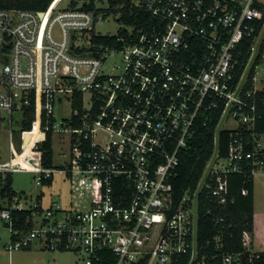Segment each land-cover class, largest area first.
I'll return each mask as SVG.
<instances>
[{"label":"built area","instance_id":"obj_1","mask_svg":"<svg viewBox=\"0 0 264 264\" xmlns=\"http://www.w3.org/2000/svg\"><path fill=\"white\" fill-rule=\"evenodd\" d=\"M55 1L46 12L0 9V110L11 123L16 113L35 110L17 153L30 146L23 160L30 167L17 164L15 153L0 174L32 173L37 186L59 174L78 203L65 209L56 200L44 209L36 201L27 209L23 196L0 208L11 234L7 252L39 244L71 252L74 264H264L248 236L242 253L222 252L221 235L198 239L201 212L220 224L235 203L231 177L264 173V134L257 129L264 0H146L155 24L104 47L93 44L104 13L61 9ZM117 56L120 64L111 67ZM57 105L70 106L59 123ZM229 121L235 128H224ZM212 126L214 150L195 186L178 194L180 169L197 151L201 129ZM49 133L70 136L66 166H43L39 147ZM15 211H32L33 227L16 229Z\"/></svg>","mask_w":264,"mask_h":264},{"label":"trees","instance_id":"obj_2","mask_svg":"<svg viewBox=\"0 0 264 264\" xmlns=\"http://www.w3.org/2000/svg\"><path fill=\"white\" fill-rule=\"evenodd\" d=\"M55 0H0V9H16L28 10L33 12H46ZM97 0H84L81 9L96 10L97 14L104 13L106 19L111 16H117V21L122 26L115 36H93V44L97 47H104L108 44H115L118 38H125L127 41L137 38V34L142 29L151 28L156 19L150 14L144 5L146 0H108V6L105 9L97 8L95 2ZM102 1V0H99ZM139 1L141 6L136 3ZM78 0H71L70 7L76 8ZM143 4V5H142ZM56 5V1H55ZM124 27L133 28V35L129 36ZM260 110L263 115L262 120L257 127L260 134H264V95L260 98ZM35 120V110L29 108L26 110L23 121L22 131H30L33 121ZM38 131L36 130L35 134ZM214 134L215 126L202 128L197 139V151L188 159L187 165L180 169V175L175 181V188L178 194L189 186H195L199 172L203 169L206 160L214 150ZM53 134L49 133L45 142L41 144L39 149L42 152L41 161L45 168L53 167ZM229 132L220 133V142L222 147V155H227V146L229 143ZM34 139V138H33ZM20 141V139H19ZM205 146L206 150L202 154L199 171L193 174L196 166L197 157L201 155V148ZM30 154V146L26 148L22 156L16 159V163L23 167H30L23 160ZM53 180L44 182L43 185H52ZM231 195L235 198V203L228 205L226 211L223 212L224 222L217 224L215 220L205 212L200 213L198 226V239L201 244L213 241L215 237L221 235L224 244L225 253H242L245 252L244 240L247 236L252 240L254 232V178H248L242 175H234L230 180ZM0 195L7 200V205L18 197L22 199L23 193H17L13 189L12 175L3 176L0 174ZM32 211H22L13 213L15 220V228L28 231L33 227L31 220ZM7 226V224H5ZM8 227V226H7ZM261 254L260 263H264V254ZM245 258V257H244ZM244 264H248L244 260Z\"/></svg>","mask_w":264,"mask_h":264},{"label":"rangeland","instance_id":"obj_3","mask_svg":"<svg viewBox=\"0 0 264 264\" xmlns=\"http://www.w3.org/2000/svg\"><path fill=\"white\" fill-rule=\"evenodd\" d=\"M60 4L61 9L70 7L71 0H56V5ZM84 0H78L77 8H81ZM97 8L105 9L108 6V0H97L95 2ZM117 16H111L102 24L95 27L96 34L102 36H115L118 34L122 26L117 21ZM52 34L54 38H59L61 29L58 24L53 27ZM111 67L120 64V57L117 56L108 63ZM55 116L59 123L62 118L70 117V106L66 108L57 105ZM23 115L16 113L14 120L11 123L7 118L6 113L0 110V162H8L11 158L10 145L14 143L16 146H21L19 141L20 132L22 131ZM224 128H235L236 124L229 121L224 123ZM223 128V127H221ZM104 137V136H103ZM104 140V139H103ZM70 136L64 133H54L52 137L53 142V167L66 166L70 160ZM21 151V150H20ZM262 176V175H261ZM261 176H257L259 180ZM13 189L17 193H23L22 204L25 208L34 207L36 199L42 196V207L44 209L52 206L53 202L57 200L58 204L65 209L72 208L77 205L78 201L71 198L70 184L68 181H63V178L56 174L53 184L50 186L36 185V176L28 172H17L12 174ZM260 182V181H259ZM264 188V186H263ZM262 190V188H260ZM261 196V195H259ZM73 202V205H70ZM7 200H4L0 195V208L6 206ZM11 234L9 228L4 222L0 221V264H74L75 256L71 252L42 250L39 244H35L30 250H18L13 253L7 252L5 246L10 242ZM11 261V262H10Z\"/></svg>","mask_w":264,"mask_h":264},{"label":"crops","instance_id":"obj_4","mask_svg":"<svg viewBox=\"0 0 264 264\" xmlns=\"http://www.w3.org/2000/svg\"><path fill=\"white\" fill-rule=\"evenodd\" d=\"M10 150H11V158H12L14 157L15 153L17 154L19 152V146H16L14 143H11ZM3 163H7V162H0V164ZM257 176H261L259 180H256ZM263 186H264V173H260L254 177V232H253V239L251 241V248L254 252L264 254V188ZM260 188H262V190H260ZM36 201L42 204V196L37 197Z\"/></svg>","mask_w":264,"mask_h":264},{"label":"bare ground","instance_id":"obj_5","mask_svg":"<svg viewBox=\"0 0 264 264\" xmlns=\"http://www.w3.org/2000/svg\"><path fill=\"white\" fill-rule=\"evenodd\" d=\"M35 137H37V134H35ZM22 154H23V153H22ZM17 156H18V157H20V156H22V155H20V154H17Z\"/></svg>","mask_w":264,"mask_h":264}]
</instances>
